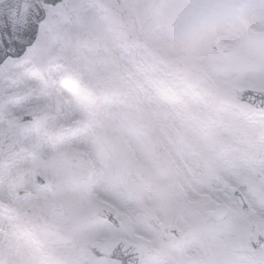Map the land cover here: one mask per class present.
I'll return each instance as SVG.
<instances>
[{"label":"snow or ice","instance_id":"6c2138e0","mask_svg":"<svg viewBox=\"0 0 264 264\" xmlns=\"http://www.w3.org/2000/svg\"><path fill=\"white\" fill-rule=\"evenodd\" d=\"M243 8L0 0V264H264V0Z\"/></svg>","mask_w":264,"mask_h":264},{"label":"rangeland","instance_id":"374dc122","mask_svg":"<svg viewBox=\"0 0 264 264\" xmlns=\"http://www.w3.org/2000/svg\"><path fill=\"white\" fill-rule=\"evenodd\" d=\"M252 2L253 0H238V3L242 8V13L236 21L237 28H242L244 26H251L255 23L253 13L250 10L243 8L245 4H249ZM223 35L226 38H232L233 33L226 31Z\"/></svg>","mask_w":264,"mask_h":264}]
</instances>
